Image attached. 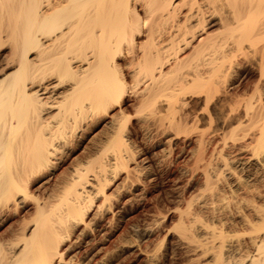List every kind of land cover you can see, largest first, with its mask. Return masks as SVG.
<instances>
[{
	"label": "bare ground",
	"instance_id": "obj_1",
	"mask_svg": "<svg viewBox=\"0 0 264 264\" xmlns=\"http://www.w3.org/2000/svg\"><path fill=\"white\" fill-rule=\"evenodd\" d=\"M259 50L264 55V0H0V228L5 216L27 206L32 211L29 219L26 211L14 226L9 223L7 238L0 234V264L71 263L64 261L63 244L69 236L90 229L94 201L98 203L93 213L106 211L110 202L104 184L113 170L127 166L124 155L131 148L125 129L132 117L126 114V104L144 109L140 117L148 127L146 121L157 124V129L180 127L182 94L202 92L209 107L220 93L221 81L231 78L232 71L236 74L240 55L251 53L253 58ZM263 58L260 64L257 55L260 72ZM259 88L257 95L245 98L247 92L240 94L242 99L232 98L237 103L229 105L226 116L252 129L246 134L241 129L244 133L238 136L242 143L241 137L249 135L253 152L247 158L264 180V92ZM98 124L100 137H89L92 141L82 154L58 173L64 153L76 150ZM246 146L242 149L248 150ZM200 150L195 159L202 162L205 155ZM223 167L219 174L213 170L215 182L224 172L232 183L227 186L220 179L221 184H214V174L203 168L207 186L199 190L201 185L202 192L196 195L191 191L174 227L192 253V264H264V182L251 183L235 174L236 167L232 166L235 171L224 162ZM34 184L42 190L36 191Z\"/></svg>",
	"mask_w": 264,
	"mask_h": 264
},
{
	"label": "rangeland",
	"instance_id": "obj_2",
	"mask_svg": "<svg viewBox=\"0 0 264 264\" xmlns=\"http://www.w3.org/2000/svg\"><path fill=\"white\" fill-rule=\"evenodd\" d=\"M259 52H260V50H259ZM240 53H239V55H240ZM257 53L258 52H254V55L256 54V56L253 58L250 56L251 53H250V55L244 54L247 56V59H248V60L246 59V61H243V60H245L244 55H240V57L242 59L240 57H239V59L237 58L239 60V62H238L239 66L238 65L236 66V68L234 69V73L237 74L236 71H239L238 72L239 74L234 75L232 73L233 72L232 71L231 73H229V74H231L230 75L231 78L228 75L229 79H227V76H226V79L224 80L225 84L223 83L224 81H221L224 86L222 84H220V88H221L220 93L219 92L217 93V96H220V97L216 96V98L214 99L217 102H215L214 100H211L210 103L208 104L209 107H206L207 105L205 104V96L202 92L190 91L192 93L187 92V93H185L186 95L182 94V102L184 100H185L184 101L185 103H187V101L188 102L190 101V102L187 105L183 102L184 105L182 104L183 107H181V108H182V111L184 108V112H182L180 109L179 111H181V112H179V114L181 115V117L179 114H177V116H178V118L181 119V120H179V119L178 120H179V122L182 121V123H181L182 125L184 123V120L186 119L185 120L186 122L184 123L185 127H184V125L182 127L186 128L188 126L190 128V130H189V128H187L188 130L183 129L181 127V124H180V127L174 126L175 127V128L173 127L174 129L170 126L169 127L171 129H168L169 127L168 128L167 127L162 128L160 126L158 128L159 129L158 130L157 124L155 125L151 121H149V122L146 121L148 123V125L150 126V127H148V126H146L147 124H143L145 121L142 120L143 119L142 117H140L142 115L144 109L139 108L134 104H130V105L126 104V106L128 105L126 107V109H127L126 114H127V112H129L128 115L130 114L129 116L132 117L131 118L127 115L126 118L127 119L131 118L130 122H131V124H132V122L134 124L132 126L129 124L130 123L129 122L128 123L129 126L127 125L128 128L125 129V132L127 131L129 133V134L128 133H125V134L127 135L126 137L128 138L127 139V142H128L127 148L130 145L129 148H131V153L130 152H129L130 154L125 153V155H124L126 157L125 158L126 162H127V159H129L127 162V166L126 167L125 166H119V167H117V170H115V171L113 170L112 171L113 173H110L111 174L110 178H108L109 181L107 180L106 184H104V187L106 186V188H105L106 192L109 196L108 201L111 203L112 206L110 208V206H109L110 203L108 202L109 205L107 204L106 211L103 213H99L100 214V216H99V214L97 215L96 213H93L96 210V203H98V201L96 200L93 202L94 206L92 205L89 208L90 214L88 217V221L91 222L89 224L90 229L89 230L87 229V233L81 232V234H80L78 232L76 234L71 235V237L69 236L68 239H70V238L71 239L69 241H68V239L65 241L66 243H69V244L68 245L66 243L63 244V248L66 247L64 250V261L69 262V260H70L71 263L69 262V264H76V263L77 264H192V263H190L192 261H189V260H192L191 259L192 253H190V251H188V248L186 249L187 246H186V244H184L185 242L180 238L179 229L175 226L177 228L176 231L178 230L176 233V231L174 230L175 229L174 225H177V223H178L177 221H179V215L178 214L181 212L180 210L183 211L187 208L186 207V204H187L186 201H187V198L189 200L190 197L192 196L191 191L195 192V195H196V193L199 194L202 192V191H198V188H201L203 186L204 188L202 187L203 189H199V190H204L205 187L207 186L206 185L207 180L204 177L206 175H204L205 173H203L202 170L205 169L204 172H206V168H208L207 170H210V171H207V172H209V173L211 172V175L214 174V175H212L213 178L211 177L214 184H216V182L219 183L220 181H218V180H220V179L224 182L223 183L221 181L222 184H224V185L227 183L231 184L232 183L231 177H229V179L226 180V177H228V176H224L223 175L224 172L222 173V175H223V177H225L224 179L227 182L224 181L222 175H220L221 178L216 180V182H215V179H217V178L214 176L215 175L217 176V173H215V172L213 173V170L217 171L219 174V171H220L219 169L223 167V162L227 163V166L230 167L229 164H231L230 162L232 160V163H234V164H232L230 168L233 169L236 167L238 173L235 172V174L240 175V177H242L243 180H245V179H246V181L250 180L249 182H251V183L254 182V184H256V183L261 184L262 182H264L263 177H261L260 172L258 170H256L257 169L256 166H254L248 160L249 156H251V153L253 152L251 145L249 147V140H250L249 135H248V137H247V135H245L246 131L248 130V128H245V126L248 127V125H246V122H243L241 125H239V124H237L238 122L236 123L235 121H231L230 118H228V116H226L227 113L229 115L228 111L231 110V109H228L229 105L233 106V102H234L233 107H235V104L237 103L236 101L239 100V96H240V99H242V97H244V95L247 92L248 93L246 94L247 96L245 95V98L252 95L253 92H254V94H256L258 91L260 92V90H257V89L259 88L258 86H260L261 84H262L261 85L262 87L260 86L259 89H261V92H264V87H263L264 82L262 83V81H264V71H262L264 69V63L262 62L261 66H263V69L261 70V72H260V70H258V69H261V67H259V64L257 63L260 59L259 63L261 64V61H263V60H261V58H262V56L264 57V55H262L261 52L258 54ZM254 55L252 54V56H254ZM257 55H258L259 59H257ZM249 58H252L253 61ZM242 62H244V63H242ZM249 63L252 64V67L255 63L258 65L255 64V66L252 68V67H250L251 65ZM242 65L244 67H242ZM247 67H249L250 70H248L249 68H247ZM240 68H241L242 72H240L241 71ZM245 68H247L246 71L245 70L243 71V69H245ZM244 72H245V74H244ZM259 72L261 74H263L262 75L263 78H261V76H260L261 74H259ZM233 75H234V77H237V76L238 77L234 78ZM227 80L229 82H227V84H226ZM258 82H260L261 84L259 83L260 84L259 85ZM228 84L229 85L231 84L230 88H229ZM253 86L254 87L256 86V88L254 89ZM231 89H232V91H231ZM222 90L223 91L225 90L227 92L226 95H224L225 93H223ZM227 90H229L231 92L234 91V94L230 93ZM243 90L245 91L244 94H243V92H244ZM235 91H237L239 94L236 93ZM255 91H257V92H255ZM221 94L224 95V97L227 96L228 98L227 97H226V99L223 98ZM240 94H242L243 96L241 97ZM261 94H263L262 97L264 99V93H261ZM184 96H186L187 98L183 99ZM236 97L238 99H236V101L235 100L233 101V99H235ZM217 98L218 99L220 98V99L216 100ZM227 99H229V101H231V102L229 103V101ZM213 102H214V104H213ZM224 104H225V106H224ZM133 105L136 107L134 108ZM185 105H186V109H185ZM116 110H118V107L116 108ZM185 110H187L188 112ZM139 111H140V113H139ZM136 112H137V114H136ZM186 112H187V114H186ZM193 112L195 113V115ZM218 113H220V114H218ZM197 114L199 115V117L197 116ZM136 115H138V116H136ZM183 115L186 116L187 118L189 117L190 119L185 118ZM217 116H219V117H217ZM222 116H224V118H226L225 122H227V124L224 123L225 119ZM191 118L192 119L195 118L196 121L194 120L195 121L194 122L193 120H191ZM220 118H222V119H220ZM140 119H141V121H140ZM163 119H164L163 122L166 124V122H168V118L166 119V117H165ZM190 120L193 121L194 123L191 122ZM228 120H230V121H228ZM142 121H144V122H142ZM138 122H140V125ZM150 122L152 123L151 125L154 128L150 125ZM187 123L189 125L190 124L191 125L186 126ZM228 123L231 124V130L232 131L230 130V126H228L229 125ZM196 124L202 130L197 128ZM223 124H224V126H223ZM232 125L233 126L235 125L234 129H233ZM242 125H244V126L242 127ZM147 127L151 128L150 131ZM221 127L223 129H221ZM237 127H239V129ZM130 128H131L130 131H133L134 129L135 130L131 133L128 131ZM139 128L141 129V131H139L140 130ZM100 129H101V124L96 125L95 127H93V129L89 130V132L87 133L88 135L84 136L85 139L83 138V140L81 139V141H79L78 146L75 145L76 150H74L72 153H69L68 156H66L67 154L65 155V153H64V156L61 157L62 159H60L58 161L59 164H57L56 169H57L58 173L61 172V170H63V168H64L63 171L67 170L71 166V164L73 163L71 161H74L76 155L82 154V152L84 151L83 150L84 146L90 144L88 142H91L93 139L95 140L96 137L98 138V135L100 134L99 133ZM165 129L167 130L166 132H165ZM235 129L238 130L239 133H237V131ZM241 129L243 131L245 130V134L241 137V138H243V142H242L243 144L240 142V141H242V139H240V137L238 136V134L240 135V132H242L241 135L244 133ZM254 129L255 128H253V130ZM162 130H163V132H161ZM168 130H171V131H168ZM184 130L187 133L184 132ZM224 130L227 134L224 132ZM228 130H230L231 133L228 134V132H229ZM250 130L252 131V129L249 128L248 131H250ZM201 131H203V133H206V134L204 135L203 133H201ZM207 131H209V133ZM96 132H98V133H96ZM200 133L204 135L203 139L205 138L204 140L208 141V142H205L203 139L202 140L204 141V143H202L203 141H201V140L199 142V139H201L203 136ZM232 133H233V135H232ZM94 134H95V136H96V134H98V135L95 137V136H93ZM198 134L200 136H198ZM234 134H236V135H234ZM233 136L236 137L237 140H235L236 138H234ZM87 137L88 138L91 137V139L93 137V139L91 140L90 138L88 139ZM99 137H100V135H99ZM233 140H235V143ZM197 141H198V143H197ZM250 142H251V140H250ZM252 143L254 144V142H252ZM196 144H198V145L196 146ZM202 144H206V147ZM247 144H248V150L242 149L243 146L247 147L246 146ZM215 145H216V147H215ZM234 145H236V146H234ZM199 146H201V148H203V149L200 150V148H198ZM203 146L205 147L206 151H204ZM222 146H224V147H222ZM199 150L202 152V154H201L202 156L205 155V158L201 157V158H203V160H205L204 162H203V160H202V162H201V160L198 161L199 158H197L198 157L197 153L199 154V152H198ZM128 151H130V150H128ZM171 151H172V153H171ZM169 152H170V154H169ZM219 153H220V155H218ZM221 153L224 157H221V159H220ZM126 154H128L129 156L131 155V156L129 157ZM201 155H199V156H201ZM247 156H248V158H247ZM195 158L198 160H196ZM209 158L211 160V163L209 162L210 160L208 161ZM223 158H225V159H223ZM236 158L237 159L239 158L238 159L239 161ZM226 159L229 161H227ZM218 160L222 163V166ZM234 160H236V161L234 162ZM240 160L242 162H244L246 165L241 164L242 162ZM247 161L250 163L248 164ZM207 162H209V163H207ZM196 163H199L198 164L199 166L202 164H205L206 166L208 164V166L207 167H205V166L199 167ZM209 164H212V165L210 166ZM195 165H196V167H195ZM218 166H221V167H218ZM232 166H234V167L232 168ZM65 167H68V168L66 169ZM124 167H125V169H124ZM211 167H213V168H211ZM214 167L215 168L218 167V168L215 170ZM243 167H245V168H243ZM129 168L132 169V171L128 170ZM195 168H196V170H195ZM197 168H198V171H197ZM199 168H201V169H199ZM113 169H115V168H113ZM223 169H224V167H223ZM223 169L220 172H222ZM241 169H243L244 171ZM246 169H250L252 171L246 170ZM233 170H235V169H233ZM238 170H241V172ZM253 170H254V172H253ZM117 171H119V172H117ZM129 171L132 173V175L131 174L129 175V173H130ZM192 171L193 172L195 171L194 175H192L193 174ZM250 172L253 173V175ZM257 172H259V173H257ZM126 174H128L129 176ZM246 174H248V175H246ZM249 174H250V178H249ZM255 174H257V175H255ZM238 175H236V176H238ZM246 177H248V178H246ZM254 178H256V179H254ZM258 178L260 179V181L258 180ZM230 179H231V181H230ZM202 180H203V182H202ZM212 180H210V181L212 182ZM204 182L206 183L205 184L206 186H204ZM221 182L219 184H221ZM228 184H227V186H228ZM37 186H38V184H34V189L36 191H38V190L41 191L42 188L39 189ZM178 200L180 201V204L178 203ZM30 201L31 202H29V203L32 204L33 200H31V198H30ZM29 203H28V205L30 206ZM178 204H179V207H176V206H178ZM183 205H185V206H183ZM92 207H95V208L92 209ZM182 207H184V209ZM26 211H27V216L25 214ZM28 211H29L30 216H31L32 211H31V209L28 210V206L24 209L22 208V210H20V211H17L16 214L9 215L7 218L5 216L3 223L1 225V228H0V231H1L0 234H3L4 239L9 236L8 234H10L11 227L15 225V222L19 218H21L23 216H26V219L30 218V216L28 218V215H29ZM19 212H21V213H19ZM18 214H20V217ZM93 217H94V219H93ZM100 217H101V219H100ZM8 218H9V220H8ZM91 218L95 222H93L91 220ZM177 218H178V220H177ZM9 223H10L11 227H10ZM91 225L93 228L91 227ZM4 229H6V231ZM2 231L3 232L5 231V233H3ZM7 231H8V233H7ZM75 235L77 238L74 237ZM0 237H2V235H0ZM76 239H77V242H75ZM73 242H75V244H74L75 246L73 245ZM65 244H66V246H65ZM155 253H156L157 257H155ZM71 255H73L72 258H71ZM151 257H154V258H151ZM64 264H67V262L66 263L64 262Z\"/></svg>",
	"mask_w": 264,
	"mask_h": 264
}]
</instances>
